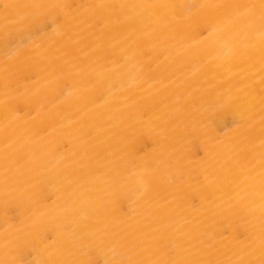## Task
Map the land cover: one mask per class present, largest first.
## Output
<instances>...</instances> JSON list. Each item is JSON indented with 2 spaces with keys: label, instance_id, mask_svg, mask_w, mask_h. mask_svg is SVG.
Here are the masks:
<instances>
[{
  "label": "bare ground",
  "instance_id": "1",
  "mask_svg": "<svg viewBox=\"0 0 264 264\" xmlns=\"http://www.w3.org/2000/svg\"><path fill=\"white\" fill-rule=\"evenodd\" d=\"M0 264H264V0H0Z\"/></svg>",
  "mask_w": 264,
  "mask_h": 264
}]
</instances>
